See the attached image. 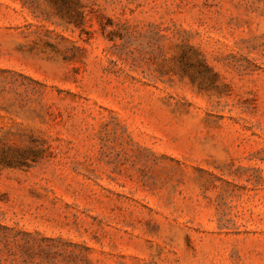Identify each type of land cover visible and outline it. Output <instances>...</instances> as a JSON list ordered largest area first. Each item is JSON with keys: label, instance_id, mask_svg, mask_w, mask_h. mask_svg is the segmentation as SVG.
<instances>
[{"label": "rangeland", "instance_id": "obj_1", "mask_svg": "<svg viewBox=\"0 0 264 264\" xmlns=\"http://www.w3.org/2000/svg\"><path fill=\"white\" fill-rule=\"evenodd\" d=\"M0 264H264V0H0Z\"/></svg>", "mask_w": 264, "mask_h": 264}]
</instances>
